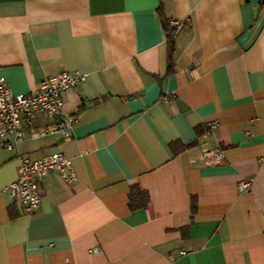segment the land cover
I'll return each instance as SVG.
<instances>
[{"label": "crops", "instance_id": "1", "mask_svg": "<svg viewBox=\"0 0 264 264\" xmlns=\"http://www.w3.org/2000/svg\"><path fill=\"white\" fill-rule=\"evenodd\" d=\"M64 70L87 73L63 92L68 137L31 136L37 113L13 149L0 139V264H264V0H0L12 93ZM55 151L75 180L49 173L24 212L4 188L17 157Z\"/></svg>", "mask_w": 264, "mask_h": 264}, {"label": "built area", "instance_id": "2", "mask_svg": "<svg viewBox=\"0 0 264 264\" xmlns=\"http://www.w3.org/2000/svg\"><path fill=\"white\" fill-rule=\"evenodd\" d=\"M169 26L177 31L182 26L181 20L173 17L168 20ZM87 73L80 71H61L56 75L42 79L33 92L14 94L4 78L0 77V139L7 149H13L26 135L23 120L41 113L50 123L32 132L31 136L46 133H61L68 137L69 129L75 122V116L64 114L63 92L86 79ZM217 125L216 121L207 124L206 133ZM204 161L211 163L221 158V149L212 148L203 151ZM17 178L4 188L18 200L24 212L32 213L39 207V181L49 173L56 172L66 182L75 180V171L69 159L60 151L45 154L37 159L19 155ZM249 179L238 183L241 191L248 190Z\"/></svg>", "mask_w": 264, "mask_h": 264}, {"label": "trees", "instance_id": "3", "mask_svg": "<svg viewBox=\"0 0 264 264\" xmlns=\"http://www.w3.org/2000/svg\"><path fill=\"white\" fill-rule=\"evenodd\" d=\"M169 19L161 18V25L165 33V37L169 45H172V37L174 34V29L169 26ZM172 49V47H170ZM171 56V52L169 57ZM172 70L171 65L168 67V72ZM172 147V144H171ZM182 147V146H181ZM180 147V148H181ZM174 151V149H173ZM175 152V151H174ZM148 194L146 191L141 190L136 184H133L129 187L128 191V206L130 209L145 207L148 202ZM196 209V203L194 198H191V212L194 213Z\"/></svg>", "mask_w": 264, "mask_h": 264}]
</instances>
